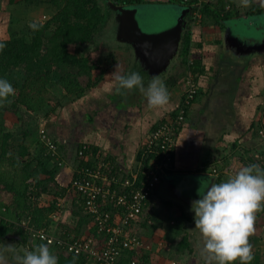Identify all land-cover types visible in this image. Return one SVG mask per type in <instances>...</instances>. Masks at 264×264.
Wrapping results in <instances>:
<instances>
[{"label":"crops","instance_id":"1","mask_svg":"<svg viewBox=\"0 0 264 264\" xmlns=\"http://www.w3.org/2000/svg\"><path fill=\"white\" fill-rule=\"evenodd\" d=\"M15 1L19 3V0ZM37 1L47 2L31 0V3ZM191 1L193 4L188 6L194 8L195 0ZM205 1L210 10L219 12L220 16L230 10L238 12L239 16L218 23L212 13H193V21L189 24L188 63L192 65L193 60L196 61L198 70L192 73L181 68L179 73L177 63V69L161 79L170 95L167 105L150 107L145 95L136 89L122 90L123 95L117 96L115 74L127 73L129 64L127 52L117 50L125 60L112 63L95 87L80 97L57 98L58 106L50 103L36 112L39 127L47 130L61 161L60 165L57 159L46 163L53 173V180L45 192L46 199L50 197V200L43 204L55 208L49 216L48 231L51 234L87 237L93 231L81 201L69 188L75 172L84 165L79 160V148H92L83 156L86 162L108 160L118 165L123 171H119L117 177L125 180L126 175L137 170L143 161L150 132L180 106L186 79L191 74L197 95L187 109L184 123L174 135L171 168L131 225L130 233L144 239L141 251L150 254L145 264H206L203 237L195 227L194 212L191 211L192 202L199 198L200 181L208 178L216 183L217 176H222L220 182L226 181L227 175L212 174L213 165L221 162L238 171L245 167L249 153L258 154L264 148V135L259 134L260 130L264 133V0ZM173 3L170 0L139 1L143 8L172 6ZM253 4L262 7L261 13L249 14ZM14 11L17 14L15 21L39 16L36 11L23 16ZM162 22L165 24L155 28L166 30V26L174 24V20L169 24L165 19ZM113 50L116 52L115 48ZM171 76L173 78L168 79ZM39 143L36 142V148ZM187 184L195 188L188 190L190 195L182 196L169 190L190 188ZM168 191L176 197L170 196V199ZM255 230L257 233L249 237V242L256 239L264 246V209L256 213ZM185 233L188 245L179 248ZM34 244L29 242L23 246L16 238L8 237L0 239V251L4 252L8 264H15V255L34 250L38 246ZM260 246H252L253 257H257L255 251L258 253ZM50 251L55 255L57 250L51 248ZM258 255L260 259L253 263L264 264V247ZM85 264L93 263L87 261ZM248 264H252L251 261Z\"/></svg>","mask_w":264,"mask_h":264},{"label":"trees","instance_id":"2","mask_svg":"<svg viewBox=\"0 0 264 264\" xmlns=\"http://www.w3.org/2000/svg\"><path fill=\"white\" fill-rule=\"evenodd\" d=\"M45 1L55 9V12L50 18L42 22L43 26L39 30L33 31L27 24V29L11 33L6 38H0V42L4 44V48L0 50V77L9 78V74L18 72L17 70H20L23 76L20 79L14 77V81L18 83V89L15 88L16 94L14 97L9 98L10 102L5 101L0 104V113L14 112L19 107H23L30 113H36L52 103L55 95L47 85L55 72L59 74V78L55 82L62 91L67 95L80 97L88 89L96 86L106 71V68H101L99 76L93 78L92 70L98 69V65L89 60L87 53L79 56L70 50L71 48L82 47L85 44L95 45L94 50H103V46L99 44V42L101 43L100 36L104 33L112 11L107 8L102 0ZM111 1L116 4L130 5L139 3L140 0ZM170 1L181 5L192 4V1L187 2L188 4L181 0ZM262 10V7L253 4L249 14H259ZM196 11L202 14L212 13L217 17L218 23L239 16L238 12L232 10L220 16L219 12L210 10L205 1L195 4L191 15L187 19L191 18L193 20V13ZM190 45V29L188 27L179 51L177 67L195 73L198 70L196 61L193 60L192 65L188 63ZM114 48H116V52L111 51L106 58L111 60V65L119 60H125L120 57L119 51L127 52V48ZM117 55L119 56L118 59L116 58ZM13 86L15 85L13 84ZM196 95L197 93L195 97ZM55 101L56 106H58L59 100L56 99ZM188 108L189 106H185L183 109L185 117ZM178 109L171 113L172 117L176 116ZM12 134L0 125V239L14 237L18 242L27 245L29 242L32 244L35 242L32 241L30 233L20 223L26 220L29 226L48 231L49 216L55 211L53 205L41 206L38 202L40 195L47 192L49 182L53 180V173L47 169V164L54 157L41 141H39L40 152H37V155L25 144H21L15 149L10 143ZM54 145V155L58 157L59 152L55 143ZM89 149L92 148L89 146L79 148L81 164L92 165L94 163L93 160H87V162L84 160L83 156L89 153ZM142 162L143 166L146 167L148 158H143ZM2 165L9 167L4 170ZM13 172L18 177L17 181L13 179L14 182L5 178L6 174L10 177ZM78 176L76 171L72 181L76 180ZM221 177L217 176L216 183L221 181ZM72 181L69 188L75 192ZM78 199L84 207L83 200L79 196ZM109 207L105 206V208ZM57 236L64 239L70 237L68 235ZM89 236L97 238L98 232L94 226ZM39 244L35 243L34 245ZM186 244L188 245V241L185 233L179 242V248ZM49 248L51 249V247ZM54 249L58 250V264H85L88 261L83 255H75L58 248ZM141 250H128L120 259L119 264H129L131 260H138L141 264L147 263L149 257ZM234 264H239V262L236 261Z\"/></svg>","mask_w":264,"mask_h":264},{"label":"built area","instance_id":"3","mask_svg":"<svg viewBox=\"0 0 264 264\" xmlns=\"http://www.w3.org/2000/svg\"><path fill=\"white\" fill-rule=\"evenodd\" d=\"M181 1L188 4L191 0ZM202 2L205 0H195L196 4ZM185 84L186 89L176 116L168 117L150 132L143 151V158H148L146 167L140 161L138 169L128 173L125 180L117 177V173L123 170L108 160L94 161L92 165H81L78 168L79 176L72 181V185L77 196L84 202L85 213L98 232L97 238L87 236L64 239L45 229L31 227L26 220L22 221L20 225L30 233L33 242L83 255L93 264H119L128 250L143 249L142 238L131 234L130 227L143 212L153 190L171 168L174 135L185 121L183 109L191 105L197 93L191 74H188ZM259 134L262 137L264 135L262 130ZM39 136L54 159L59 160L54 155L55 145L47 130L41 128ZM220 163L213 165L212 174L223 173L229 178L236 172L232 166ZM58 164H61L60 160ZM248 165H257L264 170V148L258 154H248L245 166ZM129 264L141 263L131 260Z\"/></svg>","mask_w":264,"mask_h":264},{"label":"clouds","instance_id":"4","mask_svg":"<svg viewBox=\"0 0 264 264\" xmlns=\"http://www.w3.org/2000/svg\"><path fill=\"white\" fill-rule=\"evenodd\" d=\"M42 22L33 21L30 29L37 31ZM4 44L0 42V50ZM115 92L139 89L150 107H163L170 95L165 83L153 79L145 86L142 76L135 71L115 74ZM16 94L12 83L0 77V104ZM255 173V174H254ZM198 199L191 204L195 227L203 237L206 264H248L253 259L249 237L255 231L256 213L264 209V170L257 165L240 168L226 181L212 183L208 178L200 181ZM15 264H58V258L47 244L41 243L34 250L15 255ZM0 264H8L0 251Z\"/></svg>","mask_w":264,"mask_h":264},{"label":"rangeland","instance_id":"5","mask_svg":"<svg viewBox=\"0 0 264 264\" xmlns=\"http://www.w3.org/2000/svg\"><path fill=\"white\" fill-rule=\"evenodd\" d=\"M11 1L10 0H0V13L2 14L0 17V38L8 37L11 33H14L13 30H15V32H20L21 30H25V29H27V26H28L27 24H30L31 22L38 20L39 18H40V21L48 19L55 12L54 8H52V7L50 8V6H49L50 4L48 2L45 3L43 1H40V2L37 1V2L31 3V0L28 2H27V0H19V3H17L15 0H11ZM34 5H36V7L34 9L27 8V7L34 6ZM171 5L172 6H170V4H169V6L168 5H163V6L162 5L161 6L154 5L151 7H144V8H143V6L139 7V9L137 11V15H136V20H137L139 26L141 27V29L144 30L146 33H155V32H160V30H163L162 28H155V27H161L162 26L161 23L164 19L167 21V24L171 23L173 20L176 19L175 18V17H177L176 14L180 12V10L178 9L179 4L173 3ZM23 6L26 8H23ZM19 8H23V9L19 10ZM14 10H17L19 12V14H21L22 16L24 14L25 15L29 14L32 11H36L37 14L39 13V16H35V17H32V16L28 17L27 16L25 18L22 17L18 21H15L16 19L14 16L17 14H15ZM170 25L171 24H169L166 27L169 28ZM1 31H3V32H1ZM3 34H5V35H3ZM101 37L102 36H100L101 43L99 42V44H100V46H103V50H94L93 48L95 45L93 46V44L92 45L91 44H85L82 47L71 48V50H70L72 53H75L79 56L87 53L89 56V60L91 62L93 61L94 63H96L98 65V69L92 70L93 78H96L97 76H99L101 68H104V69L106 68V70H107L108 68H110L112 66L111 60L106 59V58H107V56H109L111 51H114L113 50L114 47L110 46L109 44H106V42H104V40H102ZM104 44H105V46H104ZM111 54L113 55V53H111ZM176 69L177 68H175L174 70H176ZM178 72L181 73L182 69L178 68ZM14 77L16 79H20V78H23V76L18 71V72H12V74H9V78H6L12 83V85L13 84L15 85V86H13L14 88L18 89V87H17L18 83L14 81V79H15ZM58 78H59V74L57 72L53 73V76H52L49 84L47 85L48 88L55 95V99L53 100L52 104H55V102H56L55 100L57 98L65 99L68 96L64 92H63L64 96L62 95V89L55 82ZM170 78H173V77L171 76L168 79H170ZM16 89H15V91H16ZM121 95H123V94L117 93V96H121ZM72 96L73 95H69V97H72ZM35 117L37 118L36 113H30V112L26 111L23 107H19L14 112L8 111V112L0 113V125L5 127L7 131H10L13 133L12 138L10 139L11 146H13L15 149H17L19 145L25 144L32 152H34V154L37 155L36 152H40V151H39V148L35 147V144L37 141H40L39 131H40L42 126L39 127L38 121ZM36 136H37V139H36ZM2 166H4V168H3L4 170L8 169V167H9L7 165L6 166L2 165ZM4 174H6V173H4ZM12 175H14V176L12 177ZM12 175L9 177L6 174L5 178L11 179L12 181H13V179H15L17 181L18 177L15 176L14 172L12 173ZM49 186L50 185H48V187ZM188 186L190 188H184L183 189V188H179V187H174V188H169V190H173V192L175 194H181L182 196H186V195L191 194V192L188 191L189 189H195V188H191L192 186L190 184ZM184 187H185V185H184ZM173 192L170 193L168 191L169 198H170V196L176 197ZM49 198L46 199L45 193L41 194L38 202L41 206H43V204H45L48 200H50ZM170 199H172V198H170ZM173 200H175V199H173ZM176 201H178V200H176ZM23 221H25V220H23ZM260 227L259 228L256 227L257 230H260ZM257 230H255L254 233H257L256 232ZM143 241H144V239H143ZM249 243L252 246L257 245L259 247L261 245L258 241H256V239L252 240ZM23 246H25V245H23ZM263 247L264 246H262V245L260 246V248H259V249H261V250H259L260 253H262ZM57 251L56 252L54 251L55 255L58 254ZM259 251H258V253H257V250L255 251L257 254L256 255L257 257H253V259L251 260L252 264H254L253 263L254 260L258 261L260 259V256L258 255ZM149 256H150V254H149Z\"/></svg>","mask_w":264,"mask_h":264},{"label":"water","instance_id":"6","mask_svg":"<svg viewBox=\"0 0 264 264\" xmlns=\"http://www.w3.org/2000/svg\"><path fill=\"white\" fill-rule=\"evenodd\" d=\"M112 15L106 24L102 40L113 47L127 48V73L138 72L147 86L153 79L161 80L176 66L186 29L192 23L187 19L193 6L178 5L172 27L155 33H146L139 26L136 15L143 4H116L102 0ZM165 22H162V25Z\"/></svg>","mask_w":264,"mask_h":264},{"label":"flooded vegetation","instance_id":"7","mask_svg":"<svg viewBox=\"0 0 264 264\" xmlns=\"http://www.w3.org/2000/svg\"><path fill=\"white\" fill-rule=\"evenodd\" d=\"M111 46V45H110ZM116 49V48H115ZM136 90H138L139 91V89H136Z\"/></svg>","mask_w":264,"mask_h":264}]
</instances>
